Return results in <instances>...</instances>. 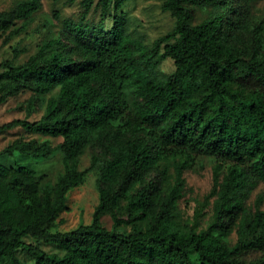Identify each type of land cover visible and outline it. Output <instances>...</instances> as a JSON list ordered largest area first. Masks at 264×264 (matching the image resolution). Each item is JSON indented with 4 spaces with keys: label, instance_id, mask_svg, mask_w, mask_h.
Here are the masks:
<instances>
[{
    "label": "trees",
    "instance_id": "trees-1",
    "mask_svg": "<svg viewBox=\"0 0 264 264\" xmlns=\"http://www.w3.org/2000/svg\"><path fill=\"white\" fill-rule=\"evenodd\" d=\"M128 1L98 0L101 16L91 23L95 0H81L79 19H64L73 35L69 47L58 35L22 63L0 62V104L27 89L46 104L40 118H14L0 131L20 126L62 137L56 146L47 138H17L0 154L45 158L60 150L64 166L50 186L28 165L0 164V264H22L19 250L34 264H264V196L248 203L264 182V19L249 16L255 0H162L175 26L152 46L125 31ZM41 6L19 0L1 11L0 33H18ZM195 7L209 16L192 23ZM17 20L22 28L11 29ZM166 58L175 70L162 77L157 69ZM33 108L30 102L29 114ZM92 145L100 150L81 169ZM207 163L211 218L199 227L198 208L194 222L183 223L176 210L184 172ZM91 171L100 195L92 221L53 231L68 191ZM153 172L156 180L149 179Z\"/></svg>",
    "mask_w": 264,
    "mask_h": 264
},
{
    "label": "rangeland",
    "instance_id": "rangeland-1",
    "mask_svg": "<svg viewBox=\"0 0 264 264\" xmlns=\"http://www.w3.org/2000/svg\"><path fill=\"white\" fill-rule=\"evenodd\" d=\"M19 0H0V12L11 10ZM41 8L33 15L30 22L23 27L18 33L8 37L9 31L0 33V62L11 59L15 64L26 61L31 55L38 52L44 40L51 37L61 35L65 44L68 47L73 42V35L65 28L64 19L70 18L77 21L82 13L83 7L81 0H40ZM98 0H95L89 14L88 20L91 23H96L100 19V6L97 5ZM126 16L125 31L133 37L140 38L147 46H152L157 37L172 30L175 26V18L170 12L162 8V0H130L126 2L122 8ZM249 16L259 22L264 19V0H255L249 6ZM58 13V15H56ZM113 11L111 9V15ZM210 10L200 7L194 8V17L192 23H198L202 19L209 16ZM23 20H17L11 29L22 28ZM113 25L112 17H107L105 21L106 28ZM175 70L173 59L166 58L158 66V73L165 77ZM53 93V92H52ZM49 93L45 98L49 97ZM30 102L33 105L34 111L29 114ZM46 104L44 98L36 96L31 90H23L10 96L8 100L0 104V125L11 121L14 118L28 117L29 120H35L41 117L44 113ZM17 138L43 140L49 139L53 146H56L62 141V137H53L42 135L35 132H27L22 127L17 126L11 129L0 131V151L3 150L9 143ZM100 147L97 145L90 146L86 153L81 157L80 168L84 169L89 166L91 155L98 152ZM0 164L15 166L17 164L28 165L35 169L38 175H43L42 185L53 186L60 173L63 172V154L60 150H56L49 157H33L15 152L13 155L0 154ZM186 185L184 195L179 200L176 218L183 222L192 224L194 222V213L196 209L203 210V215L200 217L199 227H205L212 214V201L206 205L205 198L210 192L213 175L212 166L207 163L206 167L201 170L187 169L184 172ZM157 172L150 174L149 179L158 178ZM97 173L91 171L87 173L82 184L72 188L67 193L66 209L60 214L63 221H57L53 231H69L80 224L90 223L93 218V213L96 205L99 202V191L96 185ZM258 194L264 196V182H260L252 191L248 203L253 206ZM264 207V201L262 203ZM105 226L111 227L112 219L109 215L102 218ZM236 239V234L230 235V240L233 242ZM25 242L30 244L39 243L41 247L49 252L62 251L54 244L39 242L32 237L24 238ZM22 264H34V259L26 252L19 250L17 252ZM256 253L250 254V257L256 256ZM2 264H12L10 260H6Z\"/></svg>",
    "mask_w": 264,
    "mask_h": 264
}]
</instances>
